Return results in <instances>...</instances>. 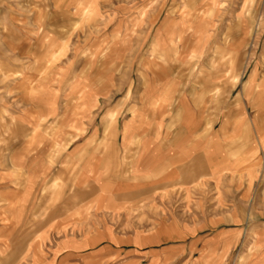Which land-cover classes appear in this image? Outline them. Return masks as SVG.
Masks as SVG:
<instances>
[{
  "label": "rangeland",
  "instance_id": "obj_1",
  "mask_svg": "<svg viewBox=\"0 0 264 264\" xmlns=\"http://www.w3.org/2000/svg\"><path fill=\"white\" fill-rule=\"evenodd\" d=\"M2 146L0 264H264V0H0Z\"/></svg>",
  "mask_w": 264,
  "mask_h": 264
},
{
  "label": "crops",
  "instance_id": "obj_2",
  "mask_svg": "<svg viewBox=\"0 0 264 264\" xmlns=\"http://www.w3.org/2000/svg\"><path fill=\"white\" fill-rule=\"evenodd\" d=\"M94 9V8H93ZM94 10H92L91 12H93ZM11 120V119H10ZM10 123H11V121H10ZM31 139H32V137H30ZM31 142V141H30ZM4 146H2V147H0V148H3ZM154 147H151V145H150V143H143V145H142V153H141V160H142V162H148L150 159L152 160V159H154V158H159L160 156L162 157V155L159 153V152H156V153H154L153 152V149ZM149 150H151V151H149ZM158 150V149H157ZM25 158V157H24ZM19 159V156H17V155H14V156H12L11 158H10V160L12 161V162H16L17 160ZM11 162V163H12Z\"/></svg>",
  "mask_w": 264,
  "mask_h": 264
}]
</instances>
